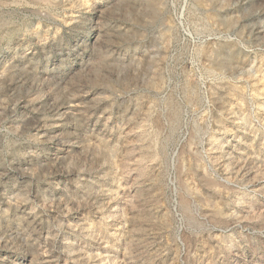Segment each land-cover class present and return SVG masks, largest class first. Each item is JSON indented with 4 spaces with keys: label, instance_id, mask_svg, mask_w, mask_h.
Returning a JSON list of instances; mask_svg holds the SVG:
<instances>
[{
    "label": "rangeland",
    "instance_id": "rangeland-1",
    "mask_svg": "<svg viewBox=\"0 0 264 264\" xmlns=\"http://www.w3.org/2000/svg\"><path fill=\"white\" fill-rule=\"evenodd\" d=\"M0 264H264V0H0Z\"/></svg>",
    "mask_w": 264,
    "mask_h": 264
}]
</instances>
